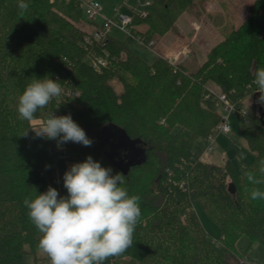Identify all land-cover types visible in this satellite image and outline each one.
Here are the masks:
<instances>
[{"label":"trees","instance_id":"trees-1","mask_svg":"<svg viewBox=\"0 0 264 264\" xmlns=\"http://www.w3.org/2000/svg\"><path fill=\"white\" fill-rule=\"evenodd\" d=\"M90 1L24 0L29 7L21 13L19 0H0V264H26L28 256L34 264L38 260L40 233L23 199L38 195L36 171L57 166V141L36 137L30 123L19 118L17 104L31 78L45 76L79 96L63 93L37 118L71 114L92 140L91 146L62 144L66 156H91L115 175L119 171L100 144L105 133L116 129L147 155L145 164L125 176L129 194L141 197L133 246L105 264H250L242 261L236 245L244 236L250 240L248 251L254 242L264 245V200L250 195L253 187L264 190V185H252L245 175H258V162L264 159V104L258 102L250 71L264 67V0H255L249 17L211 50L196 73L160 56L147 63L110 36L86 43L87 33L77 24ZM192 3L139 0L146 16L133 13L131 34L148 46L157 34L170 32ZM144 25L146 31L138 29ZM94 57L107 61L101 71L92 67ZM114 80L122 85L121 93ZM210 82L238 112H246L236 116L254 162L239 170L232 160L222 165L201 160L199 140L220 122L213 96L204 99ZM248 98L252 102L246 109ZM124 155L118 149L115 158ZM196 205L218 225L219 238L203 228Z\"/></svg>","mask_w":264,"mask_h":264},{"label":"clouds","instance_id":"clouds-1","mask_svg":"<svg viewBox=\"0 0 264 264\" xmlns=\"http://www.w3.org/2000/svg\"><path fill=\"white\" fill-rule=\"evenodd\" d=\"M29 5L19 0L21 13ZM252 84L259 92L258 102L264 104V67H253ZM64 93L62 83L49 76L31 78L18 97L20 119L32 125L36 137L57 141V146L73 142L91 146L84 131L71 114L39 120L36 113L45 109ZM28 131L24 134L27 135ZM48 167V166H46ZM258 175L248 171L247 180L254 186L264 185V159L258 162ZM125 176L112 174L111 167L88 156L64 173L63 186L67 196L49 186L47 191L23 199L28 218L40 233L38 248L50 264H105L133 246V235L141 217L139 195H130ZM252 200H264V190L253 187Z\"/></svg>","mask_w":264,"mask_h":264},{"label":"rangeland","instance_id":"rangeland-1","mask_svg":"<svg viewBox=\"0 0 264 264\" xmlns=\"http://www.w3.org/2000/svg\"><path fill=\"white\" fill-rule=\"evenodd\" d=\"M96 1L101 5L103 16L107 18L113 17L114 21L118 24H120L119 14L133 16V13L142 11L139 0ZM254 2L255 0H193L191 6L184 11L174 23L173 29L165 34L183 36L184 39L187 40L188 47L183 54L185 58L188 53H190L192 57H187L189 60L183 66L189 73H196L206 62L211 50L218 44L222 43L233 30L238 29L241 26V24L249 17V10ZM115 9H119V11L115 13ZM102 22L103 19L100 17L96 19V22H91L84 15V18L80 19L77 25L87 33L86 35H90L96 30V28H98V26L102 25ZM147 27V25H144L140 26L138 29L146 31ZM130 28H132V26H130ZM108 35L111 38L125 43L128 48L147 63L154 62L158 57L154 51V46H156L154 39L156 40V38H162L165 36L157 34L147 46L143 41L134 37L132 34L124 33L117 25L110 28ZM153 42L154 45L152 46L151 43ZM170 61L172 62V60ZM112 85L117 93L123 91V87L118 81L114 80ZM206 89L208 94L204 99L207 100L212 96L214 98L215 95L219 96L224 94L221 88L213 82L208 83ZM213 102L217 108V113L220 115L222 111L221 108L217 107L215 100H213ZM251 102L252 101L249 98L245 101L244 105L246 109L251 107ZM38 119L44 120L42 118ZM160 122L162 125L164 124V121ZM230 124L232 132L229 135H219L216 138L214 144L215 150L213 153L206 154L203 150L201 153V160L207 163L220 165L226 163L228 160H232L239 170L241 165L252 164L254 162V157L245 150L246 143L241 137V124L239 117L236 115L232 116ZM208 137L207 139L199 140V144L202 145L203 149L207 147ZM79 162H83L81 157L75 158V160L68 158L65 161L59 162L57 167L45 171H36L34 174L36 193H44L47 191L48 187L51 186L55 188L61 196H67V190L63 186L64 173L71 165ZM195 209L203 228L210 237L214 239L219 238L220 230L218 225L202 210L200 206L196 205ZM249 245L250 240L245 236L242 237L236 245L238 254L243 258L242 261L249 262L250 264H263L264 245L259 242H254L252 248L248 251ZM37 256V264H50L49 259L43 255L40 250L37 253ZM34 261V257L28 256L26 258V264H34Z\"/></svg>","mask_w":264,"mask_h":264},{"label":"built area","instance_id":"built-area-1","mask_svg":"<svg viewBox=\"0 0 264 264\" xmlns=\"http://www.w3.org/2000/svg\"><path fill=\"white\" fill-rule=\"evenodd\" d=\"M149 4H150V1H148L145 5H149ZM118 11L119 9H115V13ZM138 13L142 17L146 16V12H144L143 10L139 11ZM84 15L91 22H96V19L99 17L103 19L101 26H98V28H96V30L90 35H86L85 37L86 43L90 44L92 41L103 42L106 39V37L109 36L108 32L110 28L114 25L119 26V28L124 33L131 34L130 26H132V20H133L132 16H126L124 14H119V20L121 24L120 25L114 21L113 17L107 18L103 16L101 5L96 0H92L89 3L84 5ZM151 45L153 46L154 42L151 43ZM91 65L94 68V70L101 71V69L107 65V61L103 57H94L91 59ZM64 95L68 98H75L79 96V93L73 90H70V89H66L64 90ZM214 100L217 104V107H220L222 111L220 113V123L216 127L215 131L208 137L207 147L203 149L206 154L213 153V151L215 150L214 144H215L216 138L219 135H229L232 132V127L230 124V120L232 116L238 113L240 115L246 114L245 110H241L238 112V110L229 101V99L227 98L225 94H222L219 96L215 95ZM52 113L58 116L56 112H52ZM57 151H58L57 160L58 161L63 160L66 157V155L63 153L62 145H60L59 147L57 146Z\"/></svg>","mask_w":264,"mask_h":264},{"label":"water","instance_id":"water-1","mask_svg":"<svg viewBox=\"0 0 264 264\" xmlns=\"http://www.w3.org/2000/svg\"><path fill=\"white\" fill-rule=\"evenodd\" d=\"M104 144H100V149L109 162L124 176H127L131 169L141 166L147 162V155L143 149L137 147L135 141H131L123 132L116 129L112 132L103 135ZM111 142V151L106 150V145ZM122 149L125 151L123 159H116V150Z\"/></svg>","mask_w":264,"mask_h":264},{"label":"crops","instance_id":"crops-1","mask_svg":"<svg viewBox=\"0 0 264 264\" xmlns=\"http://www.w3.org/2000/svg\"><path fill=\"white\" fill-rule=\"evenodd\" d=\"M154 41L156 44V46H154V51L157 56L172 60V62L181 65H184L186 62H188L189 59L187 57H192L190 53L187 54L186 58L183 54L188 47L187 40H185L183 36L167 34L162 38H156V40L154 39ZM78 157L79 156H66L63 160L58 161V163L61 161H65L68 158H71V160H75V158Z\"/></svg>","mask_w":264,"mask_h":264},{"label":"flooded vegetation","instance_id":"flooded-vegetation-1","mask_svg":"<svg viewBox=\"0 0 264 264\" xmlns=\"http://www.w3.org/2000/svg\"><path fill=\"white\" fill-rule=\"evenodd\" d=\"M111 142H112V139L109 140V143L106 146L108 151H111Z\"/></svg>","mask_w":264,"mask_h":264}]
</instances>
